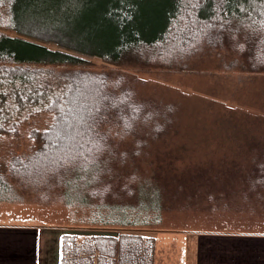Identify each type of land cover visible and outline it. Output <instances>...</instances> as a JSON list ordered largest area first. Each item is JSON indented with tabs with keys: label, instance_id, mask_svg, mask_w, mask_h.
<instances>
[{
	"label": "trees",
	"instance_id": "obj_1",
	"mask_svg": "<svg viewBox=\"0 0 264 264\" xmlns=\"http://www.w3.org/2000/svg\"><path fill=\"white\" fill-rule=\"evenodd\" d=\"M214 52L229 70L264 73V0H0V141L37 114L55 117L38 147L0 158V203L86 218L63 232L60 264H154L147 232L163 213L264 214V119L218 112L236 118L212 138L228 143L187 164L162 146L180 133L173 103L147 101L142 81L96 73L84 59L179 72ZM77 96L78 142L56 151L43 140L61 132Z\"/></svg>",
	"mask_w": 264,
	"mask_h": 264
},
{
	"label": "rangeland",
	"instance_id": "obj_2",
	"mask_svg": "<svg viewBox=\"0 0 264 264\" xmlns=\"http://www.w3.org/2000/svg\"><path fill=\"white\" fill-rule=\"evenodd\" d=\"M9 34L14 35L12 32ZM84 59L96 73L124 74L142 81L138 92L147 101L156 103L157 100H163L173 103L178 112L176 115L180 133L165 139L162 146L165 151L180 157L187 164L215 159L221 151L217 149L215 155L214 148L228 143L226 140L215 141L212 138L224 136L226 133L218 131L222 129L218 122H229L230 118H236L233 115H218V112H242L264 119V73L229 70L236 67L230 66L228 58L221 52L198 54L179 72L140 67L121 68L92 57ZM53 80L54 78L49 79V82ZM77 97L80 98H74L67 106V113L62 117L64 122L58 129L61 132H54L43 140L48 145L55 144L56 151H63L68 144L78 142L75 129L71 132L70 126L81 124L85 106L81 96ZM54 120L55 117L50 113L37 114L21 124L19 136L3 138L0 141V158L9 152L20 156L28 148L38 147L42 142L39 136L55 127ZM113 133L115 134L114 130ZM34 135H37V139H32ZM127 143L128 141H124V144ZM84 219L86 218L79 213L71 215L69 210L57 204L42 206L28 202L0 203V223L86 228L83 224L81 226ZM151 230L147 234L152 236L157 233L172 234L175 237H182L183 234L204 235L200 264H255L254 251L256 246L262 244L259 241H264L259 239L260 235H264V214L169 212L163 213L161 224ZM217 235L226 238H212ZM155 248L154 264H179L178 251H182L179 244L177 249L175 243L156 241ZM261 250L264 256V250Z\"/></svg>",
	"mask_w": 264,
	"mask_h": 264
},
{
	"label": "crops",
	"instance_id": "obj_3",
	"mask_svg": "<svg viewBox=\"0 0 264 264\" xmlns=\"http://www.w3.org/2000/svg\"><path fill=\"white\" fill-rule=\"evenodd\" d=\"M66 229L61 225L0 223V264H60L61 236ZM155 235L158 243H175L177 249L180 245L179 264H200L199 241L203 235ZM259 239L264 240V235H260ZM259 242L262 244L256 246L254 251L255 264L264 263V256L260 252L261 247L264 250V241Z\"/></svg>",
	"mask_w": 264,
	"mask_h": 264
}]
</instances>
